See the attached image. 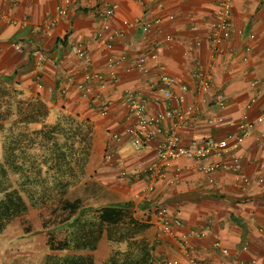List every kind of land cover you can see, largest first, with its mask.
I'll return each instance as SVG.
<instances>
[{"label": "crops", "instance_id": "0c3cea01", "mask_svg": "<svg viewBox=\"0 0 264 264\" xmlns=\"http://www.w3.org/2000/svg\"><path fill=\"white\" fill-rule=\"evenodd\" d=\"M231 1V36L216 50L209 40V26L220 0H74L63 15L57 10L61 0H0V75L11 77L23 96L42 100L52 113H70L89 121L92 145L87 173L89 166L97 165L88 174L91 201L95 195L104 207L133 202L136 218L145 221L152 216L145 236L156 243L154 264L184 262L181 240L203 229L205 238L189 239L198 258L211 264H247L252 259L264 264V122L237 149L249 177L245 187L235 173L221 170L208 175L185 158L173 161L152 183L143 172L134 173L154 161L155 142L136 151L125 134L126 90L146 97L151 113L191 107L199 119L178 129L187 145L211 137L231 147L239 134L237 124L264 110L260 84L264 80V0ZM112 4L117 8L108 17L105 9ZM137 20L150 24V30L144 33L141 25H126ZM50 22L53 28L47 32ZM117 31L122 35L106 41L105 36ZM76 47L86 52L88 61L77 55ZM153 51L165 72L187 85L183 101L163 97L155 101L157 93L148 84L159 82L154 63H148L147 76L132 68L135 59ZM86 69L103 75L105 85L93 82L91 93L75 86L61 92L69 75L86 83ZM198 72L210 80L205 101ZM174 92L181 93L178 87ZM218 94L225 103L222 108L215 105ZM107 99L113 104L103 113ZM174 122L166 118L162 126L169 129ZM113 134L122 139L116 142ZM112 151L116 153L108 158ZM155 206L166 207L171 218L181 220V225H173V235L161 234L153 224ZM215 240L227 248V254L213 247Z\"/></svg>", "mask_w": 264, "mask_h": 264}, {"label": "trees", "instance_id": "16d2710c", "mask_svg": "<svg viewBox=\"0 0 264 264\" xmlns=\"http://www.w3.org/2000/svg\"><path fill=\"white\" fill-rule=\"evenodd\" d=\"M50 115L55 116L52 122L47 121ZM0 132V234L32 208L49 207L42 220L49 251L40 264H95L93 252L104 235L113 250L103 264L155 263L156 243L145 236L152 216L145 221L136 218L133 202L104 207L91 201L89 193L87 202L67 196L88 177L92 145L88 120L52 113L42 100L23 96L11 77L0 75ZM23 230L33 231L31 223Z\"/></svg>", "mask_w": 264, "mask_h": 264}, {"label": "built area", "instance_id": "2783aa9c", "mask_svg": "<svg viewBox=\"0 0 264 264\" xmlns=\"http://www.w3.org/2000/svg\"><path fill=\"white\" fill-rule=\"evenodd\" d=\"M62 3L58 5L57 10L60 15L66 13V8L74 0H61ZM159 1V0H155ZM117 4L108 5L106 7V15L112 17ZM231 18H232V1L220 0L217 9L214 12L213 20L210 23L209 40L215 49L218 50L219 46L231 36ZM127 26H140V21L126 22ZM53 24L50 22L46 25V31H51ZM144 33L148 32L151 25L148 23L141 25ZM116 35H122L121 31H117L114 34L105 36L106 41L111 42ZM199 45L200 42L196 41ZM75 52L79 57L88 61L86 52L81 47H76ZM148 63H154L155 67L159 70V82L154 83L149 81L148 84L157 93L155 101H159V97L165 99H175L179 102L184 100V92L188 90L186 84L180 79L171 77L165 72V66L158 63V54L156 52H150L135 59L132 63V68L139 71L141 76H147L150 68ZM198 78L199 92L204 97L209 96L210 80L201 73H196ZM86 83L76 80L74 75H69L65 78L61 92L66 93L73 86L77 87L84 93H91L93 82H98L101 86L105 85V79L103 75L93 73L89 69H86L85 73ZM258 83V82H256ZM259 84V83H258ZM261 86H264V80L260 82ZM178 87L180 94L177 95L174 92V88ZM124 101L127 109L128 125L125 129V134L129 138V142L132 148L136 151L141 150L145 146L152 142H155V159L150 164L139 169L134 175H139L142 172L149 178L152 183L162 177L166 169L170 164L180 158H185L191 161H195L200 165V169L208 175H211L217 171H228L235 173L240 179L243 186H247L249 183V177L246 174L240 156L237 154L238 147L243 143L246 137H248L257 127L258 124L264 122V110L256 116L254 119H245L237 124L239 134L233 137L231 147H227L222 142L213 139L211 137L203 138L191 142L190 144H183L182 138L178 132V129L185 126L190 120H198L195 116V111L191 108H168L165 112L151 113L148 108V99L138 92L126 90L124 93ZM113 104L112 99H107L103 102L102 112L106 113ZM224 101L220 94L215 97V105L218 108L224 106ZM166 118H174L175 122L171 128L166 129L162 126V122ZM112 138L119 142L122 139L121 135L113 134ZM264 152V148H262ZM115 151L108 153L107 157L111 158ZM148 189L153 188L152 185L147 186ZM146 199V197L144 198ZM153 213L156 215L153 224L157 225L158 231L163 235H173V225H181V220L177 218H171L169 211L164 206L153 207ZM264 232V229L261 230ZM207 230L192 231L189 234L184 235L181 240V249L185 255V261L182 262L179 259L166 260L165 264H211L206 259L198 258L189 243L191 237L197 239L205 238ZM213 247H220L223 254H227V248L221 246L220 241L215 240ZM247 264H262L255 259L250 260Z\"/></svg>", "mask_w": 264, "mask_h": 264}, {"label": "rangeland", "instance_id": "374dc122", "mask_svg": "<svg viewBox=\"0 0 264 264\" xmlns=\"http://www.w3.org/2000/svg\"><path fill=\"white\" fill-rule=\"evenodd\" d=\"M55 119L54 115H50L47 119L48 122H52ZM33 128H39L38 125H32ZM3 134L0 132V154L2 145ZM101 158H99V161ZM98 164V161H97ZM94 167H88V174L93 172ZM85 176L80 183L68 193L70 199L76 197L82 198L86 201L88 197L89 189L87 187ZM88 180V179H87ZM93 201L99 203V198L93 196ZM87 202V201H86ZM100 203L103 204L101 201ZM51 208L44 207L41 209L32 208L24 218L14 219L5 230L0 234V264H40L43 255L49 250L46 246V227L42 224V220L46 219ZM60 215V211L56 212ZM25 223H31V229L33 231L25 233L23 225ZM50 225H48V228ZM113 250L111 242L104 237L98 249L93 252L95 257V264H103L108 258L110 252Z\"/></svg>", "mask_w": 264, "mask_h": 264}]
</instances>
